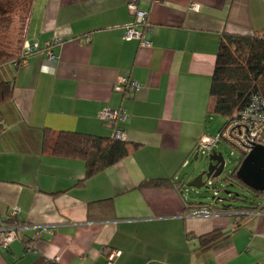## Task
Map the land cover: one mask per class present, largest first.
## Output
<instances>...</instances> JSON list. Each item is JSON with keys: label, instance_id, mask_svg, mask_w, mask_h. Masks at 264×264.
<instances>
[{"label": "crops", "instance_id": "0c3cea01", "mask_svg": "<svg viewBox=\"0 0 264 264\" xmlns=\"http://www.w3.org/2000/svg\"><path fill=\"white\" fill-rule=\"evenodd\" d=\"M130 1H31L25 39L39 48L0 65V82L13 83L0 101L2 223L20 209L19 238L0 247V264H107L113 249L115 264H261L264 209L196 217L187 183H176L188 181L184 163L201 137L223 126L213 129L208 112L221 36H264V0H138L153 26L149 46L125 37ZM122 76L140 88L116 91ZM107 107L126 110L118 128L137 148L86 180L84 161L52 145L60 131L111 137ZM158 178L169 185L140 187ZM107 199L111 216L89 219V205ZM215 229L227 239L202 250L198 237Z\"/></svg>", "mask_w": 264, "mask_h": 264}, {"label": "trees", "instance_id": "16d2710c", "mask_svg": "<svg viewBox=\"0 0 264 264\" xmlns=\"http://www.w3.org/2000/svg\"><path fill=\"white\" fill-rule=\"evenodd\" d=\"M27 24L28 21L26 26ZM20 60L21 55L16 58L8 54L0 56V65L11 61L20 63ZM12 93V82H0V101L10 98ZM254 94H259L264 98V36L224 33L220 39L216 65L212 75L208 112L211 115L231 116L237 110L244 108ZM51 134V130L46 131L45 142L48 141ZM136 148V145L126 140L113 138L112 135L111 137H102L81 132L60 131L55 136L52 153L55 156L84 161L86 166L85 179L87 180L118 163ZM244 158L242 157L240 164ZM240 164L236 167L231 178L257 195L264 196V190H254L238 178L237 170ZM186 183L182 179L176 184L185 186ZM168 185L167 179L158 178L145 180L140 184V187H165ZM204 205L207 204L195 201L192 203L194 208H200ZM108 206L113 208L111 199L91 203L88 207V218L96 219L111 216L110 213H107ZM221 209L229 211L264 209V204L245 205L235 209L229 205ZM101 210L105 215L99 213ZM10 222L15 223L12 220ZM228 235L229 232H224L222 229H215L203 234L198 237L200 248L202 250L210 249L225 241Z\"/></svg>", "mask_w": 264, "mask_h": 264}, {"label": "built area", "instance_id": "2783aa9c", "mask_svg": "<svg viewBox=\"0 0 264 264\" xmlns=\"http://www.w3.org/2000/svg\"><path fill=\"white\" fill-rule=\"evenodd\" d=\"M128 9L134 20L127 26L125 37L127 39H138L142 45H151L147 35L152 33L153 26L149 20L148 11L143 10L138 5V0H131L128 3ZM191 9L199 10V4H191ZM90 40L89 37L86 38ZM38 43L25 42L20 63H25L34 51L38 50ZM49 59L56 61L54 53H50ZM140 84L128 77H120L114 89L119 92L137 91ZM100 118L104 125L112 131V137L125 140L126 134L118 128V123L126 119V110L124 108L113 109L104 108L100 112ZM226 143L231 149L233 155L245 157L256 146H264V98L259 94H254L249 103L242 109L237 110L233 115L226 117V122L222 128L215 134H204L199 140L195 155L199 158L201 155L209 159L213 153H220L217 149L220 144ZM189 161H185L187 166ZM208 184H213L212 180ZM205 185V183H204ZM212 205H204L200 208H194L191 215L196 217H205L216 214ZM264 212V210H263ZM20 213L19 207H13L10 212L12 220H15ZM19 238L18 226L16 224H5L0 219V247L6 250L10 244ZM121 254L120 250L113 249L109 251L107 264H115L116 258ZM58 261V257L54 258ZM264 264V261L261 263Z\"/></svg>", "mask_w": 264, "mask_h": 264}, {"label": "rangeland", "instance_id": "374dc122", "mask_svg": "<svg viewBox=\"0 0 264 264\" xmlns=\"http://www.w3.org/2000/svg\"><path fill=\"white\" fill-rule=\"evenodd\" d=\"M32 0H0V56L12 55L18 58L21 55L26 42L25 30L28 21L29 10ZM213 129L226 122V117L215 115L212 121ZM223 154L225 168L218 177L203 176L205 185L200 188L185 186L186 195L190 201L202 202L212 205L215 208H232L241 206H251V204H264V196H259L249 188L242 186L234 178H231L236 167L240 164L241 157L232 154V149L226 144H220L217 149ZM183 174L187 173V183L198 174L206 171L209 166V159L200 156L195 159V154L189 158ZM213 184L209 185L208 181Z\"/></svg>", "mask_w": 264, "mask_h": 264}, {"label": "water", "instance_id": "95a60500", "mask_svg": "<svg viewBox=\"0 0 264 264\" xmlns=\"http://www.w3.org/2000/svg\"><path fill=\"white\" fill-rule=\"evenodd\" d=\"M195 159H198L195 155ZM225 168V160L223 154L213 153L209 157V166L206 171L198 174L187 185L200 188L204 185L203 176L210 177L220 176ZM238 178L247 186L254 190H264V146L258 145L249 152L237 170Z\"/></svg>", "mask_w": 264, "mask_h": 264}]
</instances>
